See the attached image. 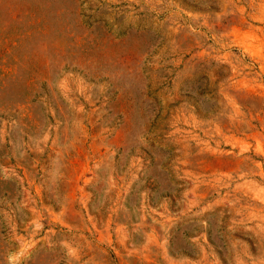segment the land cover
I'll return each mask as SVG.
<instances>
[{"label":"rangeland","instance_id":"374dc122","mask_svg":"<svg viewBox=\"0 0 264 264\" xmlns=\"http://www.w3.org/2000/svg\"><path fill=\"white\" fill-rule=\"evenodd\" d=\"M0 264H264V0H0Z\"/></svg>","mask_w":264,"mask_h":264}]
</instances>
